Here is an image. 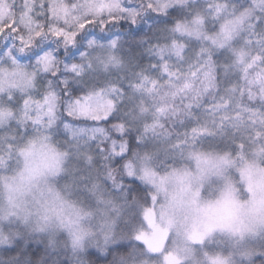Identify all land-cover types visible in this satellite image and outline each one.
<instances>
[{"label": "snow or ice", "instance_id": "snow-or-ice-1", "mask_svg": "<svg viewBox=\"0 0 264 264\" xmlns=\"http://www.w3.org/2000/svg\"><path fill=\"white\" fill-rule=\"evenodd\" d=\"M0 264H264V0H0Z\"/></svg>", "mask_w": 264, "mask_h": 264}]
</instances>
